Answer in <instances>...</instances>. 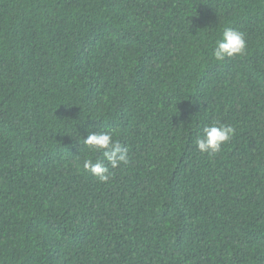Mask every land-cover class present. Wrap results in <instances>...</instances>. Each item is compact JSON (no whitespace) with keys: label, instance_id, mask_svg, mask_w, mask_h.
I'll list each match as a JSON object with an SVG mask.
<instances>
[{"label":"trees","instance_id":"obj_1","mask_svg":"<svg viewBox=\"0 0 264 264\" xmlns=\"http://www.w3.org/2000/svg\"><path fill=\"white\" fill-rule=\"evenodd\" d=\"M0 264H264V0H0Z\"/></svg>","mask_w":264,"mask_h":264},{"label":"clouds","instance_id":"obj_2","mask_svg":"<svg viewBox=\"0 0 264 264\" xmlns=\"http://www.w3.org/2000/svg\"><path fill=\"white\" fill-rule=\"evenodd\" d=\"M248 42L243 32L225 27L216 40L213 48V56L216 61L222 62L227 58L244 56L247 53ZM89 125V128H93ZM236 134V129L227 124L214 122L203 127L201 135L195 140V144L200 153L215 156L223 151V146L228 144ZM82 143L88 149L102 154L101 159H86L83 167L90 172L100 182H107L110 178L109 168L105 161L112 168L127 165L130 162L128 148L114 139L111 131H88L87 137H82Z\"/></svg>","mask_w":264,"mask_h":264}]
</instances>
